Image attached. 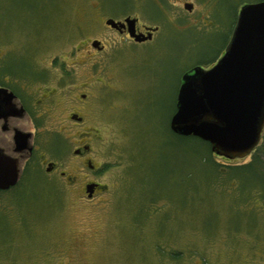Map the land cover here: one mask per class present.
I'll return each instance as SVG.
<instances>
[{"label":"rangeland","instance_id":"rangeland-1","mask_svg":"<svg viewBox=\"0 0 264 264\" xmlns=\"http://www.w3.org/2000/svg\"><path fill=\"white\" fill-rule=\"evenodd\" d=\"M163 1L0 0V65L29 78L44 71L46 84L61 73L72 89L96 81L88 157L106 165L94 176L105 188L90 203L78 197L79 186L68 189L40 171L0 192V264H264V182L228 170L253 160L264 178V140L228 159L168 126L181 75L211 66L240 7L257 0H187L190 16L186 0ZM126 16L159 30L93 72L71 64L67 55L87 39L104 40L113 52L102 21ZM60 56L61 69H44ZM62 108L46 125L57 129ZM72 139L51 154L64 148L66 160Z\"/></svg>","mask_w":264,"mask_h":264},{"label":"flooded vegetation","instance_id":"flooded-vegetation-1","mask_svg":"<svg viewBox=\"0 0 264 264\" xmlns=\"http://www.w3.org/2000/svg\"><path fill=\"white\" fill-rule=\"evenodd\" d=\"M161 1L164 3L163 0ZM179 1L167 0L169 4L175 5L176 3L181 6ZM259 1L262 0L256 2ZM164 7L166 8V6ZM182 10L187 16H190L195 11L194 4L191 1H183ZM127 18L135 20L133 31L140 37H146L145 40L135 41L129 36L128 27L125 23ZM108 19L117 23L116 27L107 24ZM102 23L105 31L109 33L105 38L109 37L108 40L111 48L114 49L113 52L106 49L107 44L104 40L87 39L83 48L85 51L81 52L83 49L75 47L67 55L74 59L72 65L77 67L85 65L89 71L93 72L95 67L106 64L109 60L108 57L112 60L120 58L122 56L120 52H123L124 46L149 42L159 30L158 27L139 28L138 18L130 16L122 19L104 18ZM93 43L96 45L93 46ZM77 57H81L79 62ZM220 57L216 58L212 65ZM105 59L107 60L104 61ZM64 61L62 56L50 58L48 66L44 69L51 70L53 66L61 69V64H64ZM194 67L197 66L189 68L184 73L191 71ZM92 75L94 74L92 73ZM32 76L33 78H29L27 73L21 75L0 65V151L13 161L17 171L15 185L7 190H0V192L13 189L22 178H29L40 171L47 178L55 177L61 180L68 189H72L76 185L79 186L80 194L78 197L80 200L84 203L93 202L100 191L105 188L104 185L95 181L94 176L100 175L106 166H102L103 168L101 167L102 164L96 166L88 157L92 153L89 143L90 139L94 138L91 134L94 129L91 130L87 126L86 118L89 107L94 100L92 92L96 90V81H82L76 85L72 84L74 86L72 89L71 83L63 82L68 78H63L61 73L57 77H52V84H46V72L44 71L36 72V75ZM63 96L65 98L62 100ZM59 105H62V111L65 110L66 112L64 119L57 129L51 128L46 125V118L51 111H57ZM55 107L56 109H54ZM69 131H72V136L64 134L69 133ZM71 137L73 138L72 147L68 148L66 152L68 160H63L64 148L63 151L59 150V155L51 154L50 151L57 150L58 145L64 147L63 141Z\"/></svg>","mask_w":264,"mask_h":264},{"label":"water","instance_id":"water-1","mask_svg":"<svg viewBox=\"0 0 264 264\" xmlns=\"http://www.w3.org/2000/svg\"><path fill=\"white\" fill-rule=\"evenodd\" d=\"M106 23L117 24L111 19ZM125 23L135 41L146 39L134 33V19ZM168 126L174 135L197 138L228 159L243 157L258 144L264 127V0L240 7L214 65L197 66L181 76ZM16 181L13 161L0 151V190Z\"/></svg>","mask_w":264,"mask_h":264},{"label":"trees","instance_id":"trees-1","mask_svg":"<svg viewBox=\"0 0 264 264\" xmlns=\"http://www.w3.org/2000/svg\"><path fill=\"white\" fill-rule=\"evenodd\" d=\"M235 23V22H234ZM171 132V131H170ZM174 135V134H173ZM194 140H197L198 142H200V143H202V144H205L206 145V147H207V149L210 151V147H209V144L208 143H206V142H203V141H201V140H199V139H197V138H194V137H192ZM264 140V132H263V130H262V133H261V136H260V140H259V142H258V144L254 147V149L256 148V147H259V144L262 142ZM261 150H263V151H261ZM260 151L262 152V153H264V145H262V149H260ZM259 151V154H260V156H261V152ZM263 156H264V154H263ZM257 158V157H256ZM255 158V159H256ZM254 159V160H255ZM260 159V158H259ZM259 159H256V161L258 162L259 161ZM259 164H261V163H259ZM228 170L230 171H232V172H238V173H240V175H243V176H245V174H247V175H249V176H251V175H253V176H257L260 180H263L262 182H264V178L262 177V176H260L259 175V171L257 170V166H256V164H255V162L253 163V160L251 161V162H248V163H244V164H240V165H236V166H234V167H228Z\"/></svg>","mask_w":264,"mask_h":264}]
</instances>
